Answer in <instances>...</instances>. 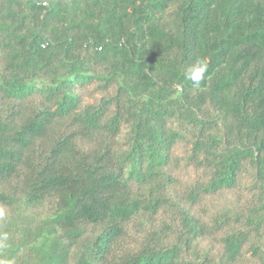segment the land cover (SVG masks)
Here are the masks:
<instances>
[{
	"label": "trees",
	"instance_id": "1",
	"mask_svg": "<svg viewBox=\"0 0 264 264\" xmlns=\"http://www.w3.org/2000/svg\"><path fill=\"white\" fill-rule=\"evenodd\" d=\"M0 210V264H264V0H0Z\"/></svg>",
	"mask_w": 264,
	"mask_h": 264
},
{
	"label": "clouds",
	"instance_id": "2",
	"mask_svg": "<svg viewBox=\"0 0 264 264\" xmlns=\"http://www.w3.org/2000/svg\"><path fill=\"white\" fill-rule=\"evenodd\" d=\"M206 71L207 61L203 59H197L189 69L190 75L188 78L198 85L201 79L204 77ZM2 214L3 210H0V215Z\"/></svg>",
	"mask_w": 264,
	"mask_h": 264
}]
</instances>
